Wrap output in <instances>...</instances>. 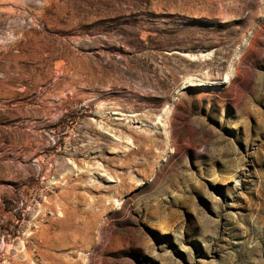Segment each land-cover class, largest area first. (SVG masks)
Returning <instances> with one entry per match:
<instances>
[{
	"label": "rangeland",
	"instance_id": "obj_1",
	"mask_svg": "<svg viewBox=\"0 0 264 264\" xmlns=\"http://www.w3.org/2000/svg\"><path fill=\"white\" fill-rule=\"evenodd\" d=\"M0 264H264V0H0Z\"/></svg>",
	"mask_w": 264,
	"mask_h": 264
},
{
	"label": "bare ground",
	"instance_id": "obj_2",
	"mask_svg": "<svg viewBox=\"0 0 264 264\" xmlns=\"http://www.w3.org/2000/svg\"><path fill=\"white\" fill-rule=\"evenodd\" d=\"M201 84H204L203 82H201Z\"/></svg>",
	"mask_w": 264,
	"mask_h": 264
}]
</instances>
